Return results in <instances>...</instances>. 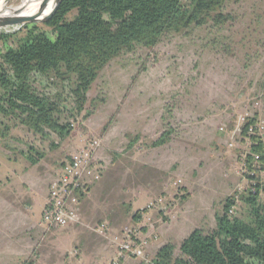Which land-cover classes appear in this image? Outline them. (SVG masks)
Here are the masks:
<instances>
[{"label": "rangeland", "instance_id": "rangeland-1", "mask_svg": "<svg viewBox=\"0 0 264 264\" xmlns=\"http://www.w3.org/2000/svg\"><path fill=\"white\" fill-rule=\"evenodd\" d=\"M203 19L113 58L99 71L84 110L60 116L69 125L61 134L43 135L0 112V204L29 190L22 178L12 179V165L20 176L40 163L53 183L64 162L95 144L105 166L82 200L79 224H41L40 209L27 211L22 199L14 216L1 207L0 244L8 242L14 255L0 257V264L150 262L164 244L173 243L179 255L194 229L215 228L228 197L235 201L232 214L246 217L245 197L257 182L264 206V169L258 159L248 161L257 153L252 136L264 147V0H227ZM25 25L0 33L22 35ZM34 81L52 97L62 88L57 77ZM134 233L141 252L124 256L121 244Z\"/></svg>", "mask_w": 264, "mask_h": 264}, {"label": "trees", "instance_id": "trees-1", "mask_svg": "<svg viewBox=\"0 0 264 264\" xmlns=\"http://www.w3.org/2000/svg\"><path fill=\"white\" fill-rule=\"evenodd\" d=\"M226 1L62 0L44 20L49 32L30 23L22 35L0 33V112L20 117L29 129L43 135L46 129L61 134L69 125L62 123L60 116L84 110L99 71L113 58L136 44L154 46L165 34L201 24L205 15ZM38 77L48 81L57 77L62 88L53 97L46 95L35 86ZM252 137L251 149L260 153L255 154L264 169L263 143ZM162 142L164 139L154 144ZM260 190L257 182L245 197L250 206L246 217L232 214L235 201L228 197L216 214V227L194 229L181 242L179 255L170 242L150 262L137 264H264Z\"/></svg>", "mask_w": 264, "mask_h": 264}, {"label": "built area", "instance_id": "built-area-1", "mask_svg": "<svg viewBox=\"0 0 264 264\" xmlns=\"http://www.w3.org/2000/svg\"><path fill=\"white\" fill-rule=\"evenodd\" d=\"M251 129L253 130V127ZM97 147L95 144L88 146L63 163L58 177L49 188L42 210L41 224L49 227H67L82 222V200L104 174L105 166L96 157ZM255 157L259 159V155ZM133 240L138 242L141 239L136 233L132 234L130 239L121 244L122 255L126 256L124 251L132 255L140 254L143 244L137 245ZM133 245L136 247L133 248Z\"/></svg>", "mask_w": 264, "mask_h": 264}, {"label": "crops", "instance_id": "crops-1", "mask_svg": "<svg viewBox=\"0 0 264 264\" xmlns=\"http://www.w3.org/2000/svg\"><path fill=\"white\" fill-rule=\"evenodd\" d=\"M39 166L40 163L33 165L30 168H28L26 171H24V173H21L19 176L20 171L18 172L14 168V165H12V176H13L12 179L16 180V177L22 178L26 186H29V190L24 189L22 193L23 194L22 198L19 197L20 195L18 193L13 192L12 197L10 196L8 203L0 204V210H2V208L6 209L7 213H9L11 216L13 214L14 216L15 208L19 206L16 200L22 199L24 208L29 209L27 211L31 212L30 210H32L34 207H37L38 209H40V217H41L43 207L45 205L46 199L49 194V188L52 184L51 181L53 180V176H51V174H48L44 171L41 172L39 170L40 169ZM98 182L95 185H93V187H91L88 195L83 200L87 199L91 195L93 188H95ZM9 253L13 254L12 246L8 242L1 243L0 257L8 256ZM83 261L84 259L81 261L76 260L73 262L74 264H83Z\"/></svg>", "mask_w": 264, "mask_h": 264}, {"label": "bare ground", "instance_id": "bare-ground-1", "mask_svg": "<svg viewBox=\"0 0 264 264\" xmlns=\"http://www.w3.org/2000/svg\"><path fill=\"white\" fill-rule=\"evenodd\" d=\"M46 1L48 0H0V18L36 15ZM13 2L16 4H12ZM56 2L57 0H49L45 11L48 12Z\"/></svg>", "mask_w": 264, "mask_h": 264}, {"label": "water", "instance_id": "water-1", "mask_svg": "<svg viewBox=\"0 0 264 264\" xmlns=\"http://www.w3.org/2000/svg\"><path fill=\"white\" fill-rule=\"evenodd\" d=\"M62 0H57L56 4L48 11L46 12V8L48 6V1H46L43 6L41 7V10L36 15L31 16H6L0 18V29L9 26V25H25L29 23H34L37 21H44L48 17H50L58 8ZM45 12V13H44Z\"/></svg>", "mask_w": 264, "mask_h": 264}]
</instances>
